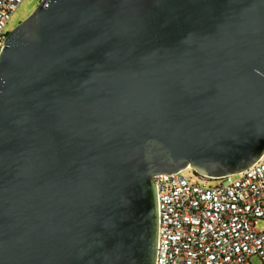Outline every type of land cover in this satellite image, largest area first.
Instances as JSON below:
<instances>
[{
    "label": "water",
    "instance_id": "95a60500",
    "mask_svg": "<svg viewBox=\"0 0 264 264\" xmlns=\"http://www.w3.org/2000/svg\"><path fill=\"white\" fill-rule=\"evenodd\" d=\"M263 153L264 0H44L0 56V264H155L154 176Z\"/></svg>",
    "mask_w": 264,
    "mask_h": 264
},
{
    "label": "built area",
    "instance_id": "2783aa9c",
    "mask_svg": "<svg viewBox=\"0 0 264 264\" xmlns=\"http://www.w3.org/2000/svg\"><path fill=\"white\" fill-rule=\"evenodd\" d=\"M22 1L0 0V56L8 35L5 27ZM154 182L155 264H253L252 256L264 264V153L233 175L210 179L189 168L157 174Z\"/></svg>",
    "mask_w": 264,
    "mask_h": 264
},
{
    "label": "rangeland",
    "instance_id": "374dc122",
    "mask_svg": "<svg viewBox=\"0 0 264 264\" xmlns=\"http://www.w3.org/2000/svg\"><path fill=\"white\" fill-rule=\"evenodd\" d=\"M38 5V0H23L18 9L12 14L9 22L5 27V32L7 34L10 33L16 26L27 19ZM208 183L213 184V181H208ZM262 227L263 222L259 221L258 229H262ZM250 260L253 264H261V261L257 256H252Z\"/></svg>",
    "mask_w": 264,
    "mask_h": 264
}]
</instances>
